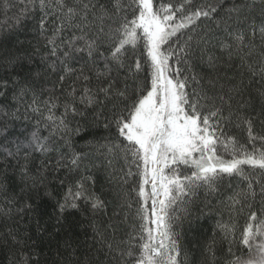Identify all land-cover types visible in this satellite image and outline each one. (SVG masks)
<instances>
[{
    "label": "snow or ice",
    "instance_id": "6c2138e0",
    "mask_svg": "<svg viewBox=\"0 0 264 264\" xmlns=\"http://www.w3.org/2000/svg\"><path fill=\"white\" fill-rule=\"evenodd\" d=\"M0 7L5 13L15 9L9 18L15 25L38 15L35 31L46 49L36 70L26 67L33 57L21 50L22 41L0 51V97L11 92L12 101L0 115L18 119L22 106L26 119L29 112L36 118V130L26 141L15 142V152L4 150L6 161L23 152L24 163L17 160L13 167L19 168L24 188L9 195L8 186L0 183L7 202L0 217L37 213L28 193L46 188L49 171L64 169L66 176L80 172L92 153L107 161L110 179H117V171L123 183L139 177L132 191L139 198L140 223L128 239L117 242L115 228L109 238L107 228L93 220L92 243L83 253L80 245L65 239L56 249L59 259L45 264H180L175 213L200 189L224 196L220 215L226 212L228 219L216 227L228 241L226 264H264V0H3ZM130 50L139 52L134 61ZM222 63L239 68L241 77L246 71L259 84L258 109L251 92L245 98L243 79H229L227 87L221 82ZM198 65L210 71L202 74ZM41 76L45 82L56 77L52 89H38ZM80 106L92 111L93 125L106 111L104 128H114L115 138L100 143L86 138L88 124L70 128L69 114L86 116ZM61 107L64 111L57 115ZM232 130L246 132V140ZM80 133L87 152H77L70 140ZM59 141L63 144L56 146ZM65 147L68 152L62 151ZM118 160L127 172L116 169ZM226 178L239 179L223 194ZM89 181L94 183L81 175L55 200L48 220L57 231L67 213L82 210L81 202L94 216L104 211L105 202L90 190ZM45 195L55 199L50 191ZM149 200L150 209L145 206ZM37 228L46 231L39 219ZM7 236L20 246L17 264H40L24 254L18 229L9 227ZM214 244L205 246L207 264H215ZM241 245L247 255L233 252Z\"/></svg>",
    "mask_w": 264,
    "mask_h": 264
},
{
    "label": "trees",
    "instance_id": "16d2710c",
    "mask_svg": "<svg viewBox=\"0 0 264 264\" xmlns=\"http://www.w3.org/2000/svg\"><path fill=\"white\" fill-rule=\"evenodd\" d=\"M3 0H0L2 4ZM11 3H17V0H10ZM15 15V9L9 10L5 13L0 7V51L12 49L17 42H23V52L30 54L33 57L32 64L26 65L36 70L41 67V57L46 54V49L42 38H39L35 31L37 27V20H25L20 25H15L14 20L9 19ZM258 42V41H257ZM216 54L219 55V50H216ZM129 59L134 61L139 55V52L133 53L129 51ZM237 64L239 61L236 62ZM102 67V64H101ZM220 76L224 77L221 82L227 86L229 79L239 83L243 79L247 92H251L254 99V103L257 105V109L260 104L259 95L257 89L259 84L250 79V74L245 71L243 77L240 75V69L232 67L227 64H220ZM196 71L207 73L210 70L206 65H198ZM215 75V73H213ZM259 78L257 77L256 80ZM56 80L55 76H50L45 82V78L41 76L38 82V89H52L53 82ZM68 84L71 81L67 82ZM67 86V85H66ZM56 94L59 95V89H56ZM11 92L7 98L0 97V111L8 110L4 106L11 104ZM86 112L85 117L75 116L71 114L68 116L69 127L75 129L77 122L81 125L88 124L87 139L95 138L100 143H105V137L115 138V129H105L104 123L106 122L105 114L100 117L98 121L93 125L95 117L91 110L83 109ZM61 107L57 111V115L63 112ZM28 118H25V109L21 106L18 113V119L6 118L0 115V183H5L8 186L9 195L13 192L20 193L24 188V184L20 180V170L18 167H13L17 164V160L21 164L24 163L23 152L20 153L17 159L8 158L5 160V148L15 152V142H24L33 130H36V118L32 113H27ZM43 136H47L48 132L40 129ZM259 131V128H257ZM232 134L236 135L242 142L246 140V132L240 130H232ZM84 133L79 135H71L70 140L77 152H87L85 147ZM63 144V141H59V146ZM64 152H68L65 147L62 149ZM53 160L56 158V153L52 154ZM37 159L33 161L31 167L33 172L36 170V166L39 164L40 156L36 154ZM107 161L103 156L97 154H89L81 165V171L73 173L71 175H65L66 170L62 169L60 172H51L47 174L46 188L40 187L39 190H32L28 193L31 197L33 205L37 206V213L32 215H24L21 219L15 212L11 219L5 220L0 217V264H17V260L20 253V246L14 245L11 238L7 236L9 227L16 230L18 229V238L24 242V254L32 255V259L40 260V264H45V261L51 262L59 259L56 254L58 245H61L65 239H70L75 244L80 245V251L83 253L87 244L92 243V229L89 226L94 220L102 228H107L106 235L112 238V228H115V239L118 242L120 239H128L129 234L133 232V226L140 223L136 217V210L139 206L138 196L136 192L132 191L134 186H137L139 177L133 176L128 178L127 183L119 180V176L122 175L117 171V179H110L109 172L111 169H107L105 166ZM51 167V164L49 165ZM117 170L124 168L127 172V168L124 167V162L118 160L115 163ZM247 167V166H245ZM135 172V168H133ZM81 175L91 176L93 181L87 182L90 190L94 191L104 202L105 209L103 212L96 214L95 216L88 209L83 208L81 211L72 210L66 214L65 225L57 231L53 227V221L48 220L49 214L53 211L55 200L60 199L63 196L69 183H75ZM56 177H59L58 179ZM239 178L229 180L225 179L222 185V193L226 194L229 183L235 185ZM60 180H64V185L60 184ZM30 186V181H29ZM46 191L53 193L55 199L45 195ZM150 191V187L148 188ZM127 193V195H125ZM224 198L223 195L218 196L213 194L207 195L204 189H200L197 194L191 198V201L186 205H182L181 209L177 210L175 215L178 217L174 224V231L177 234L179 246L181 249V255L178 258L180 264H207L209 256L206 252L205 246L211 244L213 240L215 244L213 246L216 259L215 264H226L228 256V241L224 240L222 234L217 229L218 221L222 219L227 221L228 216L225 212L221 217L220 213L223 210L219 200ZM131 203V207L128 204ZM7 205L4 195L0 194V207ZM147 208H151V201L149 200ZM186 209V210H184ZM37 219L42 226L46 227V231L38 230ZM241 224L244 223V217H238ZM19 221V224H17ZM111 228H108V225ZM83 225V227H81ZM87 242V243H85ZM233 252L240 255L241 252L247 255V248L244 246L233 247Z\"/></svg>",
    "mask_w": 264,
    "mask_h": 264
}]
</instances>
